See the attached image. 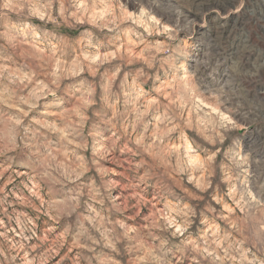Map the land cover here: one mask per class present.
Here are the masks:
<instances>
[{
	"label": "clouds",
	"instance_id": "9594fccd",
	"mask_svg": "<svg viewBox=\"0 0 264 264\" xmlns=\"http://www.w3.org/2000/svg\"><path fill=\"white\" fill-rule=\"evenodd\" d=\"M0 264H264V0H0Z\"/></svg>",
	"mask_w": 264,
	"mask_h": 264
}]
</instances>
